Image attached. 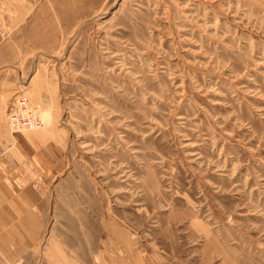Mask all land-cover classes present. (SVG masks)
<instances>
[{
	"label": "rangeland",
	"instance_id": "374dc122",
	"mask_svg": "<svg viewBox=\"0 0 264 264\" xmlns=\"http://www.w3.org/2000/svg\"><path fill=\"white\" fill-rule=\"evenodd\" d=\"M8 43L9 132L58 131L9 264H264V0H0Z\"/></svg>",
	"mask_w": 264,
	"mask_h": 264
},
{
	"label": "crops",
	"instance_id": "0c3cea01",
	"mask_svg": "<svg viewBox=\"0 0 264 264\" xmlns=\"http://www.w3.org/2000/svg\"><path fill=\"white\" fill-rule=\"evenodd\" d=\"M6 50H13V53L4 54ZM19 57L22 55L14 45L1 46L0 89L9 84L10 77L3 66L18 63ZM16 83L14 81V86ZM49 132L58 131L11 134L0 114V264H9L10 255L38 243L41 214L47 206L48 182L57 171L55 160L47 153L50 142L44 140L45 137L40 138L47 137Z\"/></svg>",
	"mask_w": 264,
	"mask_h": 264
},
{
	"label": "built area",
	"instance_id": "2783aa9c",
	"mask_svg": "<svg viewBox=\"0 0 264 264\" xmlns=\"http://www.w3.org/2000/svg\"><path fill=\"white\" fill-rule=\"evenodd\" d=\"M18 103V104H17ZM13 106L10 112V124L14 128L33 129L41 126L39 116L31 112L26 106L25 100H20Z\"/></svg>",
	"mask_w": 264,
	"mask_h": 264
}]
</instances>
